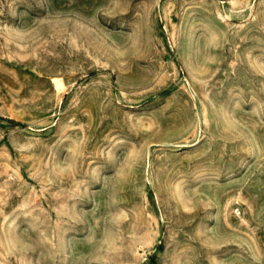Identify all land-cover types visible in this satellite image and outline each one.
<instances>
[{
	"label": "rangeland",
	"instance_id": "rangeland-1",
	"mask_svg": "<svg viewBox=\"0 0 264 264\" xmlns=\"http://www.w3.org/2000/svg\"><path fill=\"white\" fill-rule=\"evenodd\" d=\"M0 264H264V0H0Z\"/></svg>",
	"mask_w": 264,
	"mask_h": 264
}]
</instances>
